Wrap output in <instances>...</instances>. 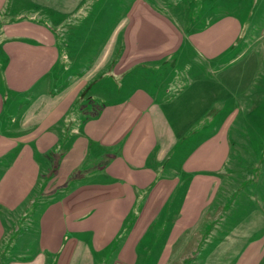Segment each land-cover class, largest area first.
Segmentation results:
<instances>
[{
	"label": "crops",
	"instance_id": "crops-1",
	"mask_svg": "<svg viewBox=\"0 0 264 264\" xmlns=\"http://www.w3.org/2000/svg\"><path fill=\"white\" fill-rule=\"evenodd\" d=\"M263 136L264 0H0V264H262Z\"/></svg>",
	"mask_w": 264,
	"mask_h": 264
},
{
	"label": "rangeland",
	"instance_id": "rangeland-1",
	"mask_svg": "<svg viewBox=\"0 0 264 264\" xmlns=\"http://www.w3.org/2000/svg\"><path fill=\"white\" fill-rule=\"evenodd\" d=\"M249 138L251 139V137H243V140L246 141ZM263 142H264V136L258 137V143H263ZM244 153H248V152H244ZM263 154L264 153H258L259 156H262ZM27 220L29 221V219H22V220H19L18 223H16V229L18 228V232H16L12 237V245L14 244V246H12L13 250L11 252L14 258H19L18 256L20 254H23V252H28V257L26 258H29L37 251L36 243H35L36 230L33 224L31 231H26V226H27L26 221ZM31 221H32V218H31ZM26 237L27 239H30V241L27 242V244H30L28 248H25L26 241L23 240ZM10 245H11L10 242H8L3 248V250L8 251L7 253H10V250H11L9 249ZM199 248L202 249L201 247ZM199 248L198 249L194 248L191 256L190 254L188 255L187 262L183 264H230V263H224V262L210 263L209 261L211 258L208 256H205V257L203 256L202 258H199V260H197L196 256L200 254V253H197V251L200 252ZM176 264H181V263H176ZM262 264H264V261Z\"/></svg>",
	"mask_w": 264,
	"mask_h": 264
}]
</instances>
